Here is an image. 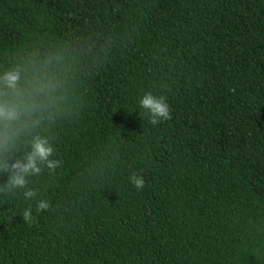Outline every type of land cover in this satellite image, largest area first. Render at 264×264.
<instances>
[{
	"label": "trees",
	"instance_id": "16d2710c",
	"mask_svg": "<svg viewBox=\"0 0 264 264\" xmlns=\"http://www.w3.org/2000/svg\"><path fill=\"white\" fill-rule=\"evenodd\" d=\"M13 71L0 138L60 163L31 200L0 171V264H264V0H0Z\"/></svg>",
	"mask_w": 264,
	"mask_h": 264
},
{
	"label": "clouds",
	"instance_id": "9594fccd",
	"mask_svg": "<svg viewBox=\"0 0 264 264\" xmlns=\"http://www.w3.org/2000/svg\"><path fill=\"white\" fill-rule=\"evenodd\" d=\"M19 74L17 72H7L0 77V81L12 90L17 89ZM138 105L150 117L152 124H157L162 120L170 118L169 105L164 96L154 95L152 92L144 93L138 100ZM21 118L20 108L16 105H0V121L11 124ZM14 139L11 136L0 138V171L7 173L6 187L11 191L14 189H24L23 196L26 200H31L37 196L36 190L28 187L27 177L39 175L44 168L49 172L55 170L60 161L53 159L54 146L49 140L41 135H35L30 140V150L22 157L12 158L11 147ZM9 153L8 158H4V153ZM129 182L137 189L143 188L144 178L135 173L129 176ZM36 211L41 212L49 208V203L45 199L36 202ZM25 220L32 218V209H25L23 212Z\"/></svg>",
	"mask_w": 264,
	"mask_h": 264
}]
</instances>
